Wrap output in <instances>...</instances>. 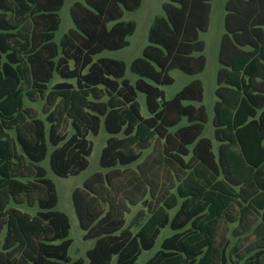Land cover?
Segmentation results:
<instances>
[{
	"label": "trees",
	"instance_id": "trees-1",
	"mask_svg": "<svg viewBox=\"0 0 264 264\" xmlns=\"http://www.w3.org/2000/svg\"><path fill=\"white\" fill-rule=\"evenodd\" d=\"M64 1L0 0V264H136L162 232L143 264H264V0L224 3L214 140L203 135L199 78L169 99L160 87L173 69L204 70L212 0L164 1L129 63L101 54L129 45L136 22L124 15L142 0H75L56 41ZM27 99L43 100V116ZM101 127L104 170L71 192L94 243L72 260L69 217L42 162L59 177L79 174ZM220 223L235 224L228 251Z\"/></svg>",
	"mask_w": 264,
	"mask_h": 264
},
{
	"label": "rangeland",
	"instance_id": "rangeland-1",
	"mask_svg": "<svg viewBox=\"0 0 264 264\" xmlns=\"http://www.w3.org/2000/svg\"><path fill=\"white\" fill-rule=\"evenodd\" d=\"M74 0H65L63 6L61 7L60 14V25L57 31L55 32V40L58 41L60 36L72 26V21L69 16V7L73 3ZM166 0H142L140 7L131 12H125L124 19H133L136 22V29L133 35L129 36V45L115 51H104L101 55H107L115 58H120L129 63L131 59L141 53L142 47L147 43V29L150 21L153 16L156 14H162V3ZM224 0H214L211 2V24L209 30L206 32H201L200 37L205 42L204 55L206 57V67L203 72L194 75H188L183 73L178 69H173L170 71V74L174 77V82L172 84L160 85V87L164 90L165 98H171L179 89L183 87L187 82H189L192 78L198 77L203 82L204 87V97L203 103L207 108L208 113V121L205 124V129L203 135L210 137L213 139L212 133V125H211V117H212V102L215 98L214 90L216 87L215 82V74L216 70L219 66L217 60V49H218V38L219 34L222 31V20L219 19L221 12L223 11L222 5ZM126 76L133 81L135 79V75L130 73L127 68ZM58 78L55 76L53 81H57ZM137 101L140 104V111L143 116L148 115L144 94L142 92H137ZM26 105L34 107L39 114L40 109L43 105V100L39 99L37 101L26 100ZM107 133L101 127L99 133L97 135L89 134V138L92 140L93 147L90 155L88 156L89 164L86 169L81 171L77 175H70L67 177H59L55 175L48 165V158H45L42 162L43 166L47 170V176L51 178L55 184L58 201L55 206L56 209L65 212L69 217L70 229H69V237L72 242L68 250L69 257L73 259L84 258L86 259V250L91 247L94 243L93 239H84L83 231L79 227L78 219L75 214V210L72 204L71 192L74 187L81 186L83 180L91 173L95 171H103L104 169L99 164L100 152L105 144ZM135 163L132 164L134 167ZM21 209L28 211L30 213H34L37 209L36 205L28 206L23 203L18 205ZM139 208V205L132 206L130 214L127 215V219H129L134 212ZM174 211L171 210V213ZM235 224H225L220 223L218 233H217V244L219 247H225L228 244L227 250L236 242V237L232 235V228ZM164 236V232H162L157 240L155 247L151 250H143L137 258L136 264H143V262L158 248L159 241ZM246 242L241 241L239 243L240 248H247L245 245ZM227 264H234L231 261H228Z\"/></svg>",
	"mask_w": 264,
	"mask_h": 264
},
{
	"label": "crops",
	"instance_id": "crops-1",
	"mask_svg": "<svg viewBox=\"0 0 264 264\" xmlns=\"http://www.w3.org/2000/svg\"><path fill=\"white\" fill-rule=\"evenodd\" d=\"M75 1V0H74ZM73 1V2H74ZM212 1H214V0H212ZM211 1V2H212ZM225 1L226 0H224V2H223V5H222V9H223V11L221 12V14H219L220 15V18L219 19H221L222 20V31H221V33L219 34V38H218V49H219V42H220V38H221V36H222V34L225 32V27H224V15H225V9H224V3H225ZM65 2V1H64ZM211 8H212V4H211ZM210 24H211V12H210V22H209V27H210ZM209 27H208V30H209ZM207 30V31H208ZM206 32V31H205ZM201 34V33H200ZM130 43V42H129ZM204 49H205V47H204ZM218 49H217V60H218ZM203 52H204V50H203ZM218 63H219V61H218ZM220 65V64H219ZM205 67H206V65H205ZM219 67V66H218ZM205 69V68H204ZM218 69V68H217ZM217 71V70H216ZM203 72V71H202ZM201 73V72H200ZM199 74V73H198ZM197 75V74H196ZM196 75H194V76H196ZM215 76H216V74H215ZM194 78H198V77H194ZM194 78H192V79H194ZM191 79V80H192ZM200 79V78H199ZM190 80V81H191ZM201 80V79H200ZM201 82H202V80H201ZM215 82H216V80H215ZM188 83V82H187ZM202 86H203V82H202ZM216 88V87H215ZM214 96H215V98H214V100H213V102H212V107H213V104H214V102H215V100H216V95H215V90H214ZM203 97H204V87H203ZM202 104H204L203 103V100H202V102H201ZM196 104H198V103H196ZM205 106V105H204ZM205 108H206V106H205ZM206 111H207V108H206ZM212 114H213V109H212ZM207 115H208V113H207ZM212 133H213V128H212ZM205 136V135H204ZM214 140V139H213ZM215 147H216V143H215Z\"/></svg>",
	"mask_w": 264,
	"mask_h": 264
}]
</instances>
